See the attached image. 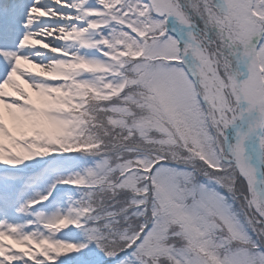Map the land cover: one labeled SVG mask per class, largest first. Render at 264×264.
Returning a JSON list of instances; mask_svg holds the SVG:
<instances>
[{
	"label": "snow or ice",
	"instance_id": "obj_1",
	"mask_svg": "<svg viewBox=\"0 0 264 264\" xmlns=\"http://www.w3.org/2000/svg\"><path fill=\"white\" fill-rule=\"evenodd\" d=\"M0 264H264V0H0Z\"/></svg>",
	"mask_w": 264,
	"mask_h": 264
}]
</instances>
